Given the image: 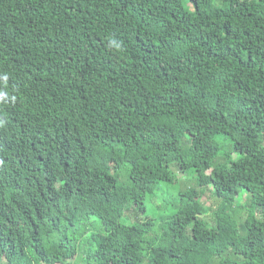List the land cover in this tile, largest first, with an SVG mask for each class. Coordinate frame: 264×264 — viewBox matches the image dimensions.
<instances>
[{
	"label": "trees",
	"instance_id": "1",
	"mask_svg": "<svg viewBox=\"0 0 264 264\" xmlns=\"http://www.w3.org/2000/svg\"><path fill=\"white\" fill-rule=\"evenodd\" d=\"M79 262L264 264V0H0V264Z\"/></svg>",
	"mask_w": 264,
	"mask_h": 264
},
{
	"label": "rangeland",
	"instance_id": "2",
	"mask_svg": "<svg viewBox=\"0 0 264 264\" xmlns=\"http://www.w3.org/2000/svg\"><path fill=\"white\" fill-rule=\"evenodd\" d=\"M218 5H222L220 3H218ZM173 169V168H172ZM175 170V169H174ZM175 172H177L175 170ZM179 177L178 182H176V184L172 187V189L168 192V193H177L178 189H187L190 187H195V182L192 178L188 177V176H183V175H178ZM165 186L162 185L161 186V190H164ZM167 193V194H168ZM202 203H204V205L206 207H210L212 208V210H214L217 206H218V200L212 195V189H207L205 191V196L202 198ZM151 213H148V215H150ZM127 222L131 223L134 221V217L132 216V213H127ZM141 218V216L139 217ZM78 264H83L82 262H79Z\"/></svg>",
	"mask_w": 264,
	"mask_h": 264
}]
</instances>
